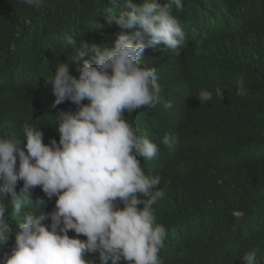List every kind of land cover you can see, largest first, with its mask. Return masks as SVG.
I'll list each match as a JSON object with an SVG mask.
<instances>
[{"label": "trees", "instance_id": "obj_1", "mask_svg": "<svg viewBox=\"0 0 264 264\" xmlns=\"http://www.w3.org/2000/svg\"><path fill=\"white\" fill-rule=\"evenodd\" d=\"M209 1L215 18L203 25L195 16L204 12L206 1L185 0L189 18L185 26L194 21L203 29L200 35L188 36L179 55L154 53L147 59L146 66L156 68L165 100H170L172 88L178 91V108L157 104L124 116L139 135L159 146L144 171L162 178L158 187L165 195L153 209L157 222L167 229L160 251L163 264H243V256L252 249L257 250L258 264H264V6H258L259 16L245 15L241 20L234 10L236 0ZM124 4L125 0H43L39 9H31L22 0L0 2L2 15L15 21L26 10L40 13L34 21L28 16L31 23L20 33L29 51L1 53L15 65H5L6 71H12L7 80L17 77V83L14 92L0 100V135L22 139L23 125L29 123L39 126L45 144L52 139L59 142L53 117L77 106L65 102L53 108L55 98L46 78L55 74L58 59L65 62L74 54L66 45L67 37L111 47L118 34L135 31L116 23ZM93 55L86 59L94 63ZM70 74L79 73L73 67ZM241 78L244 96L237 94ZM200 90L212 91V100L200 104L196 98ZM176 124L174 142L163 143ZM22 186L18 182V193ZM26 195L33 202L44 199L45 212L55 208L56 198L49 201L39 187ZM41 211L42 205H29L17 214L8 206L12 234L0 255L10 254L14 247L24 212ZM97 257H90L94 264H100Z\"/></svg>", "mask_w": 264, "mask_h": 264}, {"label": "clouds", "instance_id": "obj_2", "mask_svg": "<svg viewBox=\"0 0 264 264\" xmlns=\"http://www.w3.org/2000/svg\"><path fill=\"white\" fill-rule=\"evenodd\" d=\"M205 1L204 12L195 16L203 25L215 18L210 1ZM22 3L39 9L43 0ZM187 15L185 0H125L116 23L136 30L118 34L111 47L67 37L66 45L74 54L65 62L58 59L55 74L46 78L55 98L53 108L65 102L77 106L75 111H59L53 117L59 142L52 139L45 144L39 126L29 123L23 125L22 139L0 135V252L12 234L6 219L8 206L17 214L29 205L43 206L38 214L24 212L14 247L10 254L0 255V264H94L93 254H98L100 264H163L160 251L167 229L157 222L153 209L165 195L158 187L162 178L144 171L159 146L147 135H139L124 113L157 104L178 108L176 88L166 101L156 68L146 65L150 54H180L188 42ZM28 16L33 21L40 19L35 10L23 12L19 21L0 12V100L14 92L17 83V77L13 82L7 80L12 71H6L5 65H15L1 53L29 51L20 34L31 23ZM90 54H94V63L86 59ZM73 67L78 77L70 74ZM215 92L223 96L221 89ZM237 94H247L243 78ZM196 98L200 104L209 102L213 92L200 90ZM177 127L173 126L163 143L174 142ZM20 181L23 186L18 193ZM36 187L49 201L56 198L52 212H45L44 199L33 202L26 195ZM243 264H258L256 249L243 256Z\"/></svg>", "mask_w": 264, "mask_h": 264}, {"label": "bare ground", "instance_id": "obj_3", "mask_svg": "<svg viewBox=\"0 0 264 264\" xmlns=\"http://www.w3.org/2000/svg\"><path fill=\"white\" fill-rule=\"evenodd\" d=\"M259 5L264 6V0H236L234 10L236 12L237 17L241 20H244L245 15H248L252 18H254L255 16H259L257 13ZM255 6H257L256 9ZM262 17L264 19V14L262 15ZM202 27V25L194 21H190L185 26V32L187 33V37L192 35V33L200 35L202 33ZM193 29H195L196 31L193 32Z\"/></svg>", "mask_w": 264, "mask_h": 264}]
</instances>
